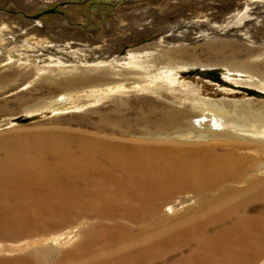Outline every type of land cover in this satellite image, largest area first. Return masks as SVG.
<instances>
[{
  "label": "rangeland",
  "instance_id": "1",
  "mask_svg": "<svg viewBox=\"0 0 264 264\" xmlns=\"http://www.w3.org/2000/svg\"><path fill=\"white\" fill-rule=\"evenodd\" d=\"M197 98L247 107L243 122L264 127V0H0V159L36 140L147 141L140 134L180 129L160 121H194ZM201 222L178 231L199 240ZM77 241H61L51 260ZM20 242L0 239V248ZM240 247L226 245L220 256L237 264Z\"/></svg>",
  "mask_w": 264,
  "mask_h": 264
},
{
  "label": "bare ground",
  "instance_id": "2",
  "mask_svg": "<svg viewBox=\"0 0 264 264\" xmlns=\"http://www.w3.org/2000/svg\"><path fill=\"white\" fill-rule=\"evenodd\" d=\"M236 104L197 98L194 121H160L180 129L140 134L147 141L36 140L0 159V239L23 241L0 252L44 245L0 264H229L220 250L230 244L241 246L237 264L264 260V127L246 125L251 111ZM197 218L199 240L178 231Z\"/></svg>",
  "mask_w": 264,
  "mask_h": 264
}]
</instances>
